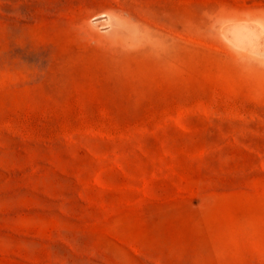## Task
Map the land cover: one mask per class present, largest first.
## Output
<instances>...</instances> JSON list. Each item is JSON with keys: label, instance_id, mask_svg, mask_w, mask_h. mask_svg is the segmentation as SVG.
Instances as JSON below:
<instances>
[{"label": "rangeland", "instance_id": "1", "mask_svg": "<svg viewBox=\"0 0 264 264\" xmlns=\"http://www.w3.org/2000/svg\"><path fill=\"white\" fill-rule=\"evenodd\" d=\"M237 21L264 0H0V264H264Z\"/></svg>", "mask_w": 264, "mask_h": 264}, {"label": "bare ground", "instance_id": "2", "mask_svg": "<svg viewBox=\"0 0 264 264\" xmlns=\"http://www.w3.org/2000/svg\"><path fill=\"white\" fill-rule=\"evenodd\" d=\"M96 17L97 18L94 20H96L97 23L98 21L106 22L107 20L106 13H100L96 15ZM224 28L225 31L224 29L222 31H224V34L227 35V38H229L231 42L238 44L240 46L246 45V39L250 42H254L257 39H264L263 29L259 28V26H257L252 22L237 21L234 24L225 26Z\"/></svg>", "mask_w": 264, "mask_h": 264}]
</instances>
